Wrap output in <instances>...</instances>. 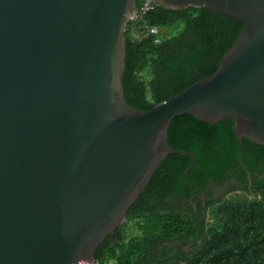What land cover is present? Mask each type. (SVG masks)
<instances>
[{"label": "water", "instance_id": "water-1", "mask_svg": "<svg viewBox=\"0 0 264 264\" xmlns=\"http://www.w3.org/2000/svg\"><path fill=\"white\" fill-rule=\"evenodd\" d=\"M243 28L216 71L141 111L127 104L136 0H0V264H95L168 154L178 116L233 122L264 146V0H142Z\"/></svg>", "mask_w": 264, "mask_h": 264}, {"label": "trees", "instance_id": "trees-1", "mask_svg": "<svg viewBox=\"0 0 264 264\" xmlns=\"http://www.w3.org/2000/svg\"><path fill=\"white\" fill-rule=\"evenodd\" d=\"M136 8L137 17L127 23L124 33L122 88L127 104L141 111L211 76L243 28L242 22L205 8H146L142 0H136ZM133 25L138 29L132 30ZM232 126V121L210 125L189 115L171 121L168 145L191 153L194 166L185 173L188 157H165L128 209L125 222L96 249L99 264H264V180L258 178L264 168V146L243 139L241 165ZM233 177L237 180L229 190L258 192L260 199L218 201L210 211L213 221L206 222L199 195L208 199V185H222ZM189 199L196 203L198 214L191 215ZM175 203L188 207L176 208ZM213 203L206 200L205 206ZM130 221L136 222L138 234L127 237ZM175 239L191 242L197 250L185 257L158 254L164 243ZM165 250L169 252L168 245Z\"/></svg>", "mask_w": 264, "mask_h": 264}, {"label": "flooded vegetation", "instance_id": "flooded-vegetation-1", "mask_svg": "<svg viewBox=\"0 0 264 264\" xmlns=\"http://www.w3.org/2000/svg\"><path fill=\"white\" fill-rule=\"evenodd\" d=\"M259 180L263 181L264 180V168L262 170V173H260L258 175ZM236 177H233L230 180L225 181L224 183H222V185H216V184H210L207 186V191L210 190L211 191V195L208 199L204 198L203 193L199 195V199L201 200V209L202 210H206L205 214H206V222H212L213 221V217L210 211H212L213 209H215L219 202L218 201H223L226 199H235V198H240V197H246L248 199H260V195L259 193H247L244 189H235V190H229V186L233 185L236 183ZM263 183V182H262ZM171 200V199H170ZM206 200H211L214 201V203L211 206H205V202ZM173 201V200H171ZM173 203V202H171ZM188 205H190L192 207L191 215L194 214H198L197 212V206L196 203L192 202V199L188 200ZM177 205V203H175ZM181 205V204H180ZM183 206H176V208H182V209H186L188 206H184L185 203H182ZM175 207V206H174ZM197 244H199L200 240L196 241ZM168 245L169 246V252L167 250L163 251V246ZM163 246L160 247V252L158 253L159 255L163 254L164 252L167 254L168 257H176L179 256V254L181 253L182 256H191V252L192 251H196L197 248L194 244H192L191 242H185L182 239H175L173 241V243H164Z\"/></svg>", "mask_w": 264, "mask_h": 264}, {"label": "rangeland", "instance_id": "rangeland-1", "mask_svg": "<svg viewBox=\"0 0 264 264\" xmlns=\"http://www.w3.org/2000/svg\"><path fill=\"white\" fill-rule=\"evenodd\" d=\"M138 26L133 25L132 30H137ZM165 32V31H164ZM126 235L127 237L137 235L138 232L136 230V222L135 221H130L128 225L125 227Z\"/></svg>", "mask_w": 264, "mask_h": 264}, {"label": "built area", "instance_id": "built-area-1", "mask_svg": "<svg viewBox=\"0 0 264 264\" xmlns=\"http://www.w3.org/2000/svg\"><path fill=\"white\" fill-rule=\"evenodd\" d=\"M146 7V6H145ZM147 8V7H146ZM145 28H146V26H145ZM148 29V28H147ZM149 31L151 32V33H154L155 32V29L154 28H149ZM95 264H99L98 262H96Z\"/></svg>", "mask_w": 264, "mask_h": 264}]
</instances>
